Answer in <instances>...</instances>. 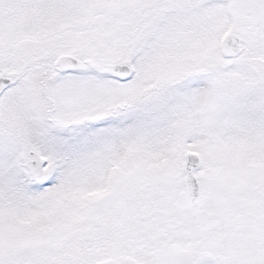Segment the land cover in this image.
<instances>
[{"label": "snow or ice", "instance_id": "obj_1", "mask_svg": "<svg viewBox=\"0 0 264 264\" xmlns=\"http://www.w3.org/2000/svg\"><path fill=\"white\" fill-rule=\"evenodd\" d=\"M0 264H264V0H0Z\"/></svg>", "mask_w": 264, "mask_h": 264}]
</instances>
